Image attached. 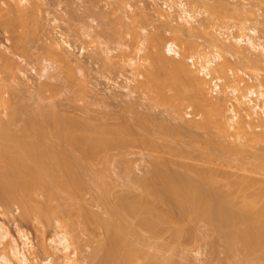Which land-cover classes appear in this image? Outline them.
<instances>
[{"label": "bare ground", "instance_id": "1", "mask_svg": "<svg viewBox=\"0 0 264 264\" xmlns=\"http://www.w3.org/2000/svg\"><path fill=\"white\" fill-rule=\"evenodd\" d=\"M0 1H1L0 2L1 5L3 3V5L0 6L2 7L0 8L1 9L0 25L2 22V25L6 24L9 27V25L13 23V22L11 23V21H15V20L17 21L20 19L17 22L21 21L20 25L21 23H23L22 26H19L22 29L21 31H19L22 32L21 36L23 37L26 34L24 36L26 37V39L28 37H32L29 36L30 33L29 34H27L28 32L26 33V30L23 28V25L25 26L26 24V26H28L27 25L28 22L31 23L29 21L30 18L32 19L31 21H33V24L34 21H36L34 19H36V12L39 8V5L37 4L38 2H36L38 0H0ZM255 1H256V6L258 7L264 5V0H255ZM184 6L185 5L182 3L178 4V7L181 9L180 14L182 15L180 17L179 14L178 19L185 21L187 24L189 23L191 24L190 21L193 20L194 16L191 14L190 11H187ZM217 8H219V6ZM220 10L217 11L216 9L215 11L211 12L209 9L206 10V12L209 11V16L211 17V19L223 20L226 18H230L229 15L227 16V14L226 15L221 14L222 11ZM14 16L17 17V19ZM13 17L15 18V20L13 19ZM16 21L15 23H17ZM2 25L0 27H2ZM7 26H5L4 29ZM23 29L25 30V32H23ZM174 29L175 31L172 33L173 34L172 37L176 40L181 39L182 41L184 35L190 34L191 36L193 34L192 32L191 34L187 30H184L186 28L184 27L183 29L182 24H179L178 27H175ZM243 29L244 30L246 29L247 31L253 34H255L257 31V29L254 27L242 28L241 30ZM10 31L11 34L13 31L12 30ZM23 33L25 34L23 35ZM155 33L156 35L153 34L152 36L151 34L150 35L151 37L148 34L149 39L148 41L146 40L147 42H149V46L148 44H146L148 46V48L146 46L148 50L145 49L147 52H145V54L141 56L144 59V64L139 63L137 61L134 64H132L133 60L132 61L129 60V63L133 65L132 68L133 67H135V69L140 67L143 68V71H141L140 68V71L144 72L141 73V75L144 76V79L141 78L140 79L141 81L139 82V88L141 89V92L142 91L145 92L147 96L151 98L150 100L154 101V103H157L162 107L164 106L167 109V111L169 110V112L172 115L171 118L174 117L173 119L178 118V120L181 119L180 121H183L182 112L185 110V108L193 109L194 112L198 111L199 116L201 115L200 116L201 118L200 117H199L200 119L198 118L199 120L197 119L190 120L188 124L185 125L184 123L183 126H180L181 128L179 127V129L188 131V133L193 129L196 130L197 128H199V130L204 129L205 131L211 130L213 131L212 133L215 136V137L213 136L214 137L213 138L211 137L213 135L212 133L210 134L209 131L205 133V131L202 130L206 134L207 138H209L207 135L209 133L210 138L207 139L205 136L204 139L206 138L207 140L204 141L201 138L199 142L196 141V139H193L192 136L190 137V134L189 136L187 135L189 137L188 139L192 138L191 139L192 142L196 141L199 142L200 144L201 142H205L203 143L204 145L203 144L198 145L199 143L193 144L190 140L188 141L186 136L187 143L190 142L193 144V145L186 144L187 146L191 148L194 147L193 148L194 150H200L201 147L203 146L202 149L204 150L201 153L203 154L202 155L203 159L202 161L201 159H198L199 164L198 163L179 164L178 159L188 158L191 160H195V158L193 157L189 158L190 152L186 153L185 150L180 151L179 149L182 148V145H180L181 148H177L178 146L177 147L175 146L174 149L171 147L172 146L171 144L170 147L168 145L162 144V147L163 148L165 147L164 148L165 152L168 151L166 154L171 153L172 155L171 158L173 157L175 158V156L177 157V160L174 162V164L183 167L182 169H184L183 170L184 173H180L179 176H178L179 174L178 172H177L178 174L176 175L175 173L176 171H174L173 173L170 172L169 174L168 172L169 168L168 170H166V166H165L166 163H170V162L172 163V161H174L176 158L175 159L173 158L174 160L172 159L170 161L167 160L168 162L167 161L164 162L161 153L158 152L164 150L163 148H160L161 150H159L161 144L157 142V140L163 139L164 141L168 138L170 140L171 139L180 140V139H176L179 137L180 130L177 129L178 127L174 128V125L172 126L174 129H171L172 127L170 128V126L168 127L167 125H164L166 127L163 128V124H162V130H160V132L156 129L157 132H159L157 134L155 133L156 131L155 129H154L155 131L152 130V128L154 127L149 126L151 128V131L149 130L150 128L146 124L147 118L145 119L143 118L144 116L142 117L141 115L136 116L137 118L139 117L138 120L135 117L137 121L135 120V118L133 119L137 123L139 121V124L141 125L140 126L135 122L137 124V125L135 124V126L136 127L139 126L138 130H140V127L145 128L140 130L141 132L138 131L136 132L137 130L136 127L134 125L132 126V122L131 124L128 122L130 125L126 123L127 119L125 120V118L124 119L122 118L123 120H125L124 123L121 122L122 125H118L117 123V126L115 125L114 127H112L111 124H108L106 122L104 124L103 123L93 124L91 123L92 122L91 120H89V122L87 119H85L84 121L83 120L79 121L76 119L73 120V118L70 119L62 118L58 115H57L58 116L57 119L52 120V117L53 119L54 116L56 118V115L55 114L53 115V111H50L52 113H49L48 115L49 111L47 110L48 111V112L46 111L47 113L42 112L44 115L41 113V116H39L40 113L38 112L42 111V110L40 111V109H38L37 111L33 110L32 113L31 109L30 108L28 109L27 105L25 104L24 105L26 107L24 106L20 108H19L20 105L14 104V106H12L13 103L11 104L9 102V98L7 99L3 98L2 96L3 91L0 87V108L4 105H6L5 106L6 108L8 105L9 108V110L8 108L6 109L7 114H5L6 115L4 117L5 120H2L0 118V204L1 206L2 207L5 206L7 209V207L8 208L10 207V204H12L13 206L16 204V206H18V208L21 211L20 216H22L25 220L28 219L36 220L37 222L40 223L39 227H43L44 225L49 226V224L52 223L53 220L56 221L57 219L58 221H60V219L63 217L62 214H63V209H65L64 207H66V210L64 211H68L70 210V208H72L69 206H73L74 204L80 203L79 201L81 200L80 197L83 190L86 189L88 190L90 187H94L99 192L97 199L98 202L103 206L104 213L107 216L104 219L101 216L94 214L91 211L89 212L84 208L83 210L81 209V211H83L81 217H80L81 212L79 210H78L79 213L76 212L77 213L76 216L78 217L76 218L78 220L81 219L78 222V224L83 226L85 230H88V226H92L93 229L100 228L103 229L105 232V240H104L105 243L102 242L103 244H101V246L92 249L90 255L88 256L87 263H85V260L83 258L79 257L77 249L75 248L72 249V245H71L72 243L70 242V240L72 241V239L68 237L65 231L66 229L64 230L61 229V231L54 234L53 238L49 240L51 244H54L53 252H51L50 255L48 254V257H46V260L42 264H172L170 260L146 250V248L150 247L151 245L149 244L146 236L144 235V233L146 232L149 233L151 237L156 238L159 237L160 234L164 232L167 227H170L172 228L173 237L175 240H179L184 235L186 236L189 235V237L194 236L195 235L194 228L191 229L177 228L176 221L174 220V217L171 214V208H175L178 211H180L182 216L187 218L190 222L193 223L198 221L207 222L211 227V229L220 236L225 246L226 257L228 260L233 262L235 260L234 257L237 254H241V256L243 257L242 260L239 261V263L238 261L236 263L235 260L234 261L235 264H250L251 261L254 260H257V262H259L260 264H264V180L261 179L258 180L250 175L245 174L244 176L242 175V177L241 175L239 177H235L237 180L229 181L231 174L228 173L229 175L228 176L226 175L227 174L226 172H224L223 174L219 170L222 167L221 163L223 162V160L226 161L224 162L226 164L230 163L229 161H231V159L229 160V158L230 155H232L233 153H235L234 155L237 156L239 154H240L239 156L244 154L243 153L244 151H242V149L240 152L239 149L236 147H234L235 151H233V149L231 148H233L234 145H232L230 150L229 149L226 150V147L228 145L225 147L224 143L226 142V138H227L226 136L230 135V132H228L229 128H231L230 130L233 129L232 131H234V133L232 134L235 135L233 136L236 139L239 138L238 140H241L243 138L242 139L243 141L245 138L244 141L245 142L249 141L250 143H253L252 146L254 145L255 147L261 145L264 146V134L262 133L260 134L259 132L260 130L257 131L256 128V126L264 127L262 126V124L264 123L262 124L260 123L264 121V119L259 120L260 116L256 117L257 115L254 114V111L257 109L259 105L258 103L256 105L255 104L252 105V102L254 100L251 99L253 97H255L254 99L256 100L264 99V90L255 91L254 88L250 89L249 92H247L248 94L244 95V97L241 98V100H243L244 103L240 100V97L238 99L235 95L233 96L234 99L236 100L238 99L239 103H236V105L238 104L236 106L238 108V111L239 108L241 107L243 111L247 110L245 114L246 113L248 114V115L247 114L243 115L242 116L243 118L240 119L241 121L237 120V125H234L236 123L234 122V124L232 125L235 128H233V126L230 124L231 122H229L232 121V119L229 120L228 116L230 114L227 111L228 109L227 110L225 109L227 106L225 107V103H223L226 101L224 100L222 101L221 96L220 97L218 96L220 99L219 98L216 99V97L214 98V96L212 97V95L210 96L209 93H207L208 91L207 90L208 88H206L207 82L205 83L204 82L205 80L201 78L199 74L198 77L197 74L193 71L194 69L191 70L192 67H190V65L187 64L188 62L185 61L184 59L185 55L183 56L182 54L181 55L182 58H181L177 50L178 48L177 45H175L172 42L167 44H164L165 42H163L165 46L162 47L163 44L161 43L162 42L161 41L162 39L160 38L161 35L159 36V33L157 31ZM32 35L34 36V34ZM14 36H12L11 38H13ZM22 37L21 39L20 38L17 39L16 36L14 37V39L18 41L24 39V37L23 38ZM243 37L245 38L243 39ZM245 40H246L245 43L247 49H250L251 51L253 50L252 52H258L259 56H261V54H264V44L260 42H254L252 38H250V36L241 35L240 37H238V39H235V42L239 44L240 42ZM12 42L15 43L13 39ZM29 42L30 41L28 40L27 44ZM20 43L19 45L21 46L22 44ZM216 43L217 44L214 43L215 45L214 44L213 45L218 49L224 50L227 53H231V56L236 55L240 57V60L242 57V59H245L248 62H250L251 58L249 57L248 59V57L245 56L246 51L240 49L236 45L235 47L234 43L224 44L223 42L221 44L220 41ZM192 44L193 43H191V45ZM71 48L72 46L68 43L67 40L63 38H59V40L53 42L51 41L50 44H48L47 46L45 45L43 48L44 49L43 52H45L46 57L48 56L50 61L56 63L57 67L73 70L74 66L73 68H71L72 67L71 65L77 63L78 61L77 59L72 57L70 53ZM140 48H138V50ZM241 50H243L244 52H242ZM109 52L110 51H105L104 53L107 54ZM165 52H167L168 54L172 53L173 55H176L178 59L175 60L173 58L174 59L173 60L171 59V57H167ZM249 53L247 52V54ZM220 57L221 56H219V53L218 54L216 53L214 56L215 60ZM258 61L259 60H257V62ZM109 63L110 65L112 64L111 62H108V64ZM250 63L254 64L255 62L254 60H251ZM14 64L15 63L13 62V59L9 55L8 56L7 54L5 55L4 52L0 53V66L3 69L7 70L5 72L8 73L10 77H11V71H13V68H15ZM211 64L212 61H207L202 65L199 64L200 67L201 66L202 67L200 68L198 66L200 70H198L197 72L199 71L207 72V69ZM224 64L223 67L225 66ZM261 64L264 63H262L261 61ZM217 69H219V67H217ZM43 71L45 70L43 69ZM69 74L71 77V74H73V72ZM223 76L224 74L221 77ZM254 76H256V78L259 79V73L254 74ZM6 78L2 77L0 81L2 82ZM5 81L7 80H4V82H2L4 83V86H6ZM233 81L236 80L232 79V82ZM259 84L257 85V87L259 86ZM41 85L43 89L44 88L47 89L48 85L51 86L50 84L47 85L44 82L42 84L40 83V86ZM236 86L237 85H235L234 89L230 91L232 93L235 92L237 95L240 94V92L239 93L236 92L235 89ZM215 87L217 86L215 85ZM237 88H241V86ZM48 90L49 89H47V91ZM52 90L53 88L51 87V91ZM238 90L240 91V89ZM220 94H223V91ZM227 94H230L228 93V90H227ZM17 96L18 95H16V97ZM16 99H19V97ZM16 101L15 103H18ZM241 105L244 106V108H242ZM231 109L232 108L230 107V110ZM45 110L46 109H44V111ZM35 111L37 115H34L36 114L34 113ZM250 111H253V114L256 115L253 117V119L255 118L256 122L259 124V125L255 124L256 125L255 127L253 125L255 121L252 123L253 119H249L251 120V122H249V120L245 122L246 119L244 118V116H246V118L247 116L248 118L250 116H253L252 112ZM1 112L2 111L0 109V113ZM22 114L26 115L27 118ZM21 115L24 116L25 119ZM236 115L237 114H235L231 118H234ZM59 117L60 120L58 119ZM141 117L142 119H140ZM43 118L44 119L47 118L48 120L51 118V120L49 121H53L51 122V124L53 123L52 126L55 127L53 128V130H55L56 132H53L52 138L49 136L46 130L49 121L46 120V122H48L46 124L45 120L43 122L42 120ZM127 118L128 120L131 119V118L129 119V117ZM65 119L66 121H64ZM143 119H145V122L142 121ZM18 121L21 122L20 125L21 128L18 129V131L13 130L12 127L14 126L15 128L16 124L19 123ZM144 124L146 125V127L144 126ZM180 124H182V122ZM131 126L135 127L136 130ZM130 129H132L134 133L136 132L135 135L133 132L131 133L132 130ZM144 130H145L144 132L145 136L144 133H142ZM137 133L139 137H137L138 136ZM146 133H148L149 135H146ZM152 134H156V136H154L155 140H153V138L151 139V137H153ZM146 136H149L150 139ZM237 136L239 137L237 138ZM179 138H181V136ZM52 139L55 140L52 141ZM136 139L139 142H142V144H144L149 150H151L152 152L154 151V153L156 152L155 150L157 149V155L158 153H160V156L158 157L159 158L161 157L162 163L160 162L161 160H159V158L157 159V156L155 155V161L153 160L155 164L152 165L154 166V169L151 168V170L153 169L152 170L153 174L150 172L151 174L150 176H148L150 178L148 177L146 178V176L145 177L134 176L135 178L130 177L127 172L128 168L125 169L126 166L123 167L124 169L122 170L123 172L121 171V175L125 174V176L124 175L122 176L128 183L127 186L132 188H137L140 191V193H142L143 195L139 198V196L128 192L125 194L121 193L119 196H113L111 193L112 187L110 182L108 181L109 170L106 166L108 162V158L106 156H108V154L113 150L124 149L129 144H132L133 140L134 142H136L137 141ZM213 139L215 140L213 141ZM249 142L248 145L250 144ZM167 143H169V141ZM158 144H160V146H158ZM184 144L183 146L185 148ZM245 144L247 145V143ZM214 146L217 147L218 149L214 148ZM262 146L260 148H262ZM224 147H225L224 151L228 154L229 158L227 157V155H224V153H222L224 151L221 152L220 150ZM217 150L220 151V154L222 156L218 153ZM182 151H184L185 154ZM165 152L163 153L165 154ZM101 154L104 156L100 157ZM246 155L247 154L245 153V155L241 156V158L243 157L242 159H246L247 157H244ZM224 156L225 159H223ZM252 157L255 158L257 162L259 161L257 166H255L257 168L253 169L254 172L264 171V152H261L259 154L255 153L253 154ZM102 158L104 161L103 167L101 169H94L95 161H99ZM156 159L157 162L159 161L158 163L156 162ZM215 161L216 162L220 161L219 163L218 162L217 163L220 164L221 167H219L220 165H218ZM239 168L241 169L243 168L242 169L243 171L245 170L244 167H239ZM218 170L222 173L221 175L223 176L219 175L220 173H218ZM253 170L251 172H253ZM247 171L249 170H245V172ZM128 176H129V180H128ZM217 176L219 178L221 177V179H219ZM155 201H158L161 204H165L168 207V209L166 210L159 209L157 204L153 203ZM70 212L72 213V210H70ZM67 213L69 214V211ZM62 227L66 228V226L61 223L60 228ZM40 231L41 230H39V232ZM17 233L19 234L21 244H17L16 240L7 241L6 239L9 233L8 231H6V228H4L3 225L0 223V241L2 242L7 241L4 244L6 247L3 246V249L0 248L1 249L0 264H30L29 263L30 259L26 256L27 253L26 251L29 249H27L26 251L24 250L25 247L31 248L29 247L30 242H28L27 236L24 233H22L21 231H18ZM39 235L40 236L37 242V247L43 252L47 253L45 236L42 231L40 232ZM164 248L165 247L163 245L156 246L157 250H162ZM51 256L54 258H52ZM53 259L54 260L56 259L58 262L54 263L52 261ZM32 262L33 264H40L37 263L36 258L32 259Z\"/></svg>", "mask_w": 264, "mask_h": 264}, {"label": "rangeland", "instance_id": "2", "mask_svg": "<svg viewBox=\"0 0 264 264\" xmlns=\"http://www.w3.org/2000/svg\"><path fill=\"white\" fill-rule=\"evenodd\" d=\"M36 2H38L37 4L39 5V8L36 12V19H34L36 21H34L33 24V21H31L32 19L30 18L29 21L31 23L27 21L28 26H26L25 24L26 28L23 25V28L26 30V33L27 32H28L27 34L30 33L29 36L32 37H28L26 39V37H24L26 34L23 33V35L25 34L23 36L25 40L22 39L17 41L16 39H14V37L16 36L17 39L19 38L21 39L22 32L19 31H21L22 29L19 26H22L23 24L21 23L20 25L21 21L17 22L20 19L16 21L15 18L17 19V17L15 16H14L15 18L13 17V19L17 23H15V21H11V23L13 22L12 23L13 25L10 24L12 26L9 25L8 27L6 24H3L4 25L3 26L1 22L3 28L0 27V53L4 52L5 55L6 54L7 56L9 55L13 59V62L15 63L14 64L15 68H13V71H11V77H10V75H8V73L5 72L7 70L3 69L0 66V70H2L0 71V79H2V77L6 78L8 76L6 79H4L7 80L5 81L6 86H4V83H2L4 82L3 80L2 82L0 81L1 82L0 84H3L0 85V87L3 91L2 94L3 98L5 99L9 98V102L11 104L13 103L12 106H14V104L20 105L19 106L20 108L27 105V108L28 109L30 108L32 113L33 110L37 111L38 109H40V111L41 110L42 111L38 112L40 113L39 116H41L42 112L44 113L47 110L49 111V112L47 111L48 115L49 113H52L50 111H53V115L55 114L56 118L54 116V119L52 117V120L57 119L58 116L66 119L73 118V120L76 119L79 121L82 120L84 121L85 119H87L88 122L89 120H91L92 122L91 121L90 122L93 124L94 123L104 124L106 122L108 124H111L112 127H114L115 125L117 126V123L118 125H122L121 122L124 123L126 119L128 120L127 117L131 119L128 121L126 120V123L129 122L131 124L132 122V126L133 125L135 126V124L137 123L136 121L139 119V117L137 118L136 116L141 115L142 117L144 116L143 118L145 119L147 118L146 124L148 125V127L149 126L154 127L152 128V130L157 129L159 132L160 130H162V124H163V128L166 127L164 125H167L168 127L170 126V128L174 125V128L178 127L177 129H179V127L183 126L184 123L185 125L188 124L190 120L193 119L199 120L201 118L200 117L201 115L199 116L198 111L194 112V110L190 108H185V110L182 112L183 115L182 117L184 122L180 121L181 119L178 120V118L177 119H173L174 117L171 118L172 115L169 112V110L167 111V109L164 106L162 107L161 105L154 103V101H151L150 100L151 98H149V96H147V94L143 91L142 94L141 89L139 88V82L141 81L140 79L141 78L144 79V76L141 75V73H144L141 72L143 71V68L140 67L141 71L140 68H136V69L135 67L132 68L133 65L129 63V60L131 61L133 60V63L131 62L132 64H134L136 61L144 64V59L141 56H143L145 52H147L146 50H148L147 49L149 46V42H147L149 39L148 34L152 32L151 33L152 36L153 34L156 35L155 33L156 31L159 33V36L161 35L160 38L162 40L161 39L160 40L162 42L161 41L160 42L162 44L163 42H165L164 44L172 42L175 45H177L178 47L177 50L180 56L182 54L183 56L185 55L184 56L185 58L184 57L183 58L185 59V61L188 62L186 63L190 65V67H192L191 70L194 69L193 71L197 74V76L199 74L200 77L203 78L205 81L203 79L202 80L205 83L207 82L206 88H208L207 90L209 91L208 92L206 90L207 93H209L210 96L212 95V97L214 96V98L216 97V99L221 96L222 101L223 100L226 101L223 103H225V107L227 106L225 109L226 110L228 109L227 111L230 114V115L228 114L229 120L232 119V121H229L231 122L230 123L231 125L234 124V122H236L234 125H237V120L241 121L240 119L243 118L242 116L247 114V113L245 114V112L247 111L245 110L246 107L244 109L245 111H243L241 107L239 108L238 111V108L236 107L238 105V104L236 105V103H239L238 102L239 97L241 100V98H243L244 95L248 94L247 92H249V90L253 88L255 91L264 90L262 89L264 88V64H261V61L262 63H264V54H261V56H259L258 52H252L253 50L251 51L250 49H247L245 43L246 40L240 42L239 44L235 42V39H238V37H240L241 35H247L250 36V38H252L254 42H260L264 44V5H261L260 7L256 6L255 0H38ZM179 3L184 4L186 10L190 11L191 14L194 16L193 20L190 21L191 24L190 23L187 24L185 21L178 19L179 14L181 13L180 11L181 9L178 7ZM2 5L0 4V6ZM218 6L219 8H217ZM209 9L211 12L215 11L216 9L217 11L221 9L220 10L222 11L221 14L223 15L227 14V16L229 15L230 18H226L223 20L211 19V17L209 16V11L206 12V10ZM181 16L182 15L180 14V17ZM179 24H182L183 29L184 27L186 28L184 30H187L189 33L191 32L193 33V34L191 33L192 34L191 36L190 34L184 35L183 37L186 38L185 39L182 38V41L181 39L176 40L172 37L173 36L172 33L175 31L174 28L178 27ZM5 26L7 27L4 29ZM250 27H254L257 29L255 34L250 33L246 29L241 30L242 28H250ZM8 29L12 30L13 32L10 34L11 31ZM24 29L23 32H25ZM31 33L34 34L35 37ZM151 34H149V36ZM11 35L12 36L15 35V36L11 38L12 37ZM59 38H63L67 40L68 43L72 46L70 53L72 57L77 59L78 61L77 63L71 65L72 66L71 68H73L74 66L73 68L74 71L66 68L57 67L56 63L50 61L48 56L46 57L45 52H43L44 50L43 48L45 45L47 46L48 44H50L51 41L53 42L59 40ZM244 38L245 37H243V39ZM12 39L13 41H15L16 44L17 43L18 44L16 45L15 43H13ZM28 40L30 42L27 44ZM214 40L216 42L220 41L221 44L223 42L224 44L225 43L233 44L235 42L234 46L236 45L240 49H243L244 51H246L245 52L246 54L247 52L248 53L250 52L251 54L254 53L252 55L250 53H249L250 55L245 54V56H247L248 59L250 57L251 58L250 62L251 60H254L256 64L250 63L247 60L242 59V57L240 60V57L236 55L231 56V53H227L224 50L218 49L217 47L214 46L215 44H217ZM22 41L24 44L22 43ZM19 43L22 45L20 46ZM191 43L193 44L191 45ZM146 44H148V46ZM164 44L162 45V47L165 46ZM138 48H140L141 51L140 49L138 50ZM104 50L110 51L109 53H107L108 56L107 54L104 53L105 52ZM243 50L241 51L244 52ZM165 53L167 57H171V59L173 58L175 60L178 59L177 56L173 55L172 53L171 54H168L167 52ZM216 53L217 54L219 53V56L221 57L215 60L214 56ZM206 60L212 61V64L209 65L206 72L210 76L209 79H206L203 75H201V71L197 72L202 67V66L200 67V65L207 62ZM257 60H259L260 62L259 61L257 62ZM245 61L247 62V64ZM108 62H111L113 66L112 64L110 65V63L108 64ZM223 64L225 65L224 67ZM217 67H219V69H217ZM43 69L45 71H43ZM72 72L73 74H71L70 77L69 73ZM222 72L224 74L223 77L225 81L223 80V77H221L223 75ZM256 73H259V79H257L256 76H254V74ZM253 76L256 78V80ZM212 79L217 80L218 82L217 87L219 89L216 87L213 88L211 82ZM232 79L236 81L232 82ZM43 82L46 83L47 85L48 84L51 85V86L48 85L47 87V89H49L48 91L46 88L43 89L42 85L40 86V83L42 84ZM258 84L259 86L257 87ZM235 85H237L235 88L236 92L237 93L240 92V94L236 95L235 92L234 93L231 92L234 89ZM239 86H241V88H237ZM51 87L53 88L52 91H51ZM225 88L228 90V93L230 94H227V90ZM238 89H240V91ZM222 91L223 94H220L222 93ZM15 94L18 96L16 97ZM234 95L238 98L237 100L234 99L233 97ZM18 97L19 99H16ZM254 98L255 97L251 98L252 100H254L253 102H255V103L252 102V105L253 104L256 105L257 103L259 105V106L257 105L258 107L254 111V114H256L257 116L253 114V111H250L252 112L253 116H250L252 118L250 117L248 118V116L246 118V116H244V118L246 119V121L244 119L245 122H247V120L249 119H253L254 116L256 117L260 116L259 120L264 119L262 118L264 117V107H262L264 106V99H258L260 100L258 101ZM15 101L18 103H15ZM241 101L243 102V100ZM5 106L6 105L0 108L2 111L0 113V118L2 120H5L4 117L6 116L5 114H7L6 109L8 108V105L7 108ZM230 107L232 108L231 110ZM242 108H244V106H242ZM44 109L46 110L44 111ZM36 111L34 113H36ZM235 114H237L236 115L237 117L235 116L236 118L235 117L231 118ZM34 115H37V113ZM24 116L26 117V115ZM60 117L58 118L59 120ZM135 117L137 118V120ZM142 117L140 119H142ZM122 118L123 119L125 118V120H123ZM134 118L136 121L133 120ZM66 119L64 121H66ZM145 119H143L142 121L145 122ZM42 120L43 122L44 120L46 122V120L49 121L51 120V118L49 120L47 118L45 119L43 118ZM254 121L256 122L255 118L252 120V123ZM51 122L53 121H49V123L46 122V124L48 123L46 130L49 136L52 138L53 132L56 131L53 130V128L55 127L52 126L53 123L51 124ZM181 122L182 124H180ZM249 122H251V120H249ZM255 122L253 124L254 127L256 125H259L257 122L256 123ZM260 123L262 124L264 123V121ZM137 124H139V121ZM20 125L21 122L17 123L15 128L14 126L12 127L13 130L18 131V129L21 128ZM144 126L146 127L145 124ZM262 126H264V124H262ZM135 127L132 128L135 129ZM138 127L139 126L136 127L137 130L135 129L136 132L137 131L141 132L140 130L145 129L140 127V130H138ZM174 128L172 127L171 129ZM233 128L235 127L233 126ZM256 128L257 131L260 130L259 131L260 134L261 133L264 134V127L256 126ZM197 129L196 130L193 129L189 133L188 131L179 129L180 130L179 137L181 136V138L179 137L178 138L175 137V138L180 140H173V139L170 140L169 138H168L169 140L166 139L164 141L163 139L157 140V142L161 144V146L160 144H158V146H160L159 150H161L160 148H163L162 144L168 145L169 147L171 144L172 148H174L175 146L176 147L178 146L177 148H181L180 145H182V148L179 150L180 151L185 150L186 153L190 152L189 158L193 157L195 158V160L182 158V159H178L179 162L178 161L177 162L179 164L180 163L199 164L198 159H201V161L203 159L202 157L203 154H201L202 151L204 150L202 149L203 146L201 147L200 150H194L193 149L194 147L191 148L187 145H190L192 143L198 144L201 138L204 141L209 139L210 138L209 133L207 134L209 138H207L205 133L209 131L211 134L213 131L211 130L205 131L204 129H202L205 131L204 133V131L199 130V128ZM230 129L231 128H229L228 131L230 132V135L226 136L227 137L226 142L224 143L225 147L228 145L226 147V150L227 149L230 150L232 145H234L233 148L231 149L235 151L234 147H236L239 149L240 152L242 149V151H244L243 152L244 154H242L241 156L245 155L246 153L247 155L244 157L247 158L242 159L243 157L241 158V156H239L240 154L237 156L234 155L235 153H233L232 155L229 154L230 155L229 158L228 154L224 151L225 150L224 147L220 150L221 152L224 151L222 153H224V155H227V157L229 158V160L231 159V161H229L230 162L229 164L224 163L226 162L225 160H223V162L221 161L222 167L220 164H218L220 161L219 162L217 161L218 163L215 161L218 165H220L219 167H221V169L219 170L223 174L224 172H226L227 173L226 175H228V173L232 175V176L230 175L229 181L237 180L235 177H239L240 175L242 177V175L244 176L245 174L250 175L258 180L259 179L264 180V171L254 172L253 169L257 168L255 166H257L259 161L257 162V160H255V158L252 157L253 154L255 153L259 154L261 152H264V150H261L264 149V146L261 145L262 148H260L261 146L255 147V145L252 146L253 143H250L248 141L250 143L249 146L248 142L244 141L245 138L243 140L244 142L242 141L243 138L241 140H238L239 136H237L238 139H236L234 137L235 135L232 134L234 133V131H232L233 129L232 130ZM149 130L151 131V128ZM157 130L155 131V133L158 134L159 132H157ZM132 132L133 130L131 131V133ZM144 132L145 130L142 133ZM189 134L190 137L192 136L193 139H196V141L199 142L196 141L192 142L191 140L192 138L188 139ZM146 135L149 134L146 133ZM152 136L153 137L150 136L151 139L153 138V140H155L154 136H156V134H152ZM186 136L188 141L190 140L192 143L190 142L187 143ZM205 136L207 139L206 138L204 139ZM213 136L214 134L211 137ZM137 137H139V135ZM146 137L149 138V136ZM54 140L52 139V141ZM134 140L132 141L133 143L131 142L132 144H129L124 149L113 150L108 154V156H106L108 158V162L106 166L109 170L108 181L111 184L112 187L111 193L113 196H119L121 193L125 194L128 192L139 196V198L143 195L142 193H140V191L137 188H132L127 186L128 183L122 176V175L125 176V174L121 175V171L124 169L123 167L126 166L125 169L128 168L127 172L130 177L135 178L138 176L139 177L146 176L147 178L148 176H150L151 173L153 174L152 170L154 169V166L152 165L155 164L154 163L155 155L157 156L158 159L159 158L158 156H160L161 153L164 162L167 160L170 161L174 158V157L171 158L172 157L171 153H169L170 155L166 154L168 151L165 152L164 149L165 147L163 148L164 151H158L160 153H158L157 155V149L155 150L156 152L154 153V151L152 152L151 150H149L144 144H142V142H139L137 139H136L137 141L134 142ZM214 140L215 139H213V141ZM166 141L167 142L169 141V143H167ZM203 143L205 142H201V144L199 143L198 145H202ZM245 143H247V145ZM183 144L185 145V148ZM214 148L218 149L215 146ZM163 152H165V154ZM182 152L184 153V151ZM218 153L220 154V151H218ZM102 156L104 155L101 154L100 157ZM175 158H174L175 160L173 159L174 161H172V163L171 162L166 163L165 166H166V170H168L169 168L168 170L169 174L170 172L173 173L174 171H176L175 172L176 175L179 173L178 174L179 176L180 173H184L183 172L184 169H182L183 167L174 164V162L177 160L176 156ZM223 159H225V156ZM159 160H161L160 162L162 163L161 157L159 158ZM103 164H104L103 158L99 161H95L94 169H101L103 167ZM239 167H244L245 170H249L250 172L249 171L245 172V170L244 171L242 170L243 168L241 169ZM151 168L153 169L151 170ZM219 170H218V173H220L219 175L223 176L221 175L222 173ZM252 170L253 172H251ZM129 176H128V180H129ZM219 179H221V177ZM98 195L99 192L94 187H90L88 190L87 189L83 190L80 197L81 200L79 201L80 203L74 204L73 206H69L72 207L70 208V210H72V213L70 212V210H68L69 211L68 214L67 213L68 211H64L66 210V207H64L65 209L62 208L63 217L61 215L62 218L60 219V221H58L57 219L56 221L53 220L52 223L49 224V226L44 225L43 227H39L40 223L34 219L25 220L22 216H20L21 211L18 208V206H16V204L14 206L10 204V207L9 208L7 207V209L5 206L4 208L0 204V223L3 225L4 228H6V231H8L9 233L6 240L7 241L16 240L17 244H21L19 234L17 233L18 231H21L27 236L28 242H30L29 247L31 248L25 247L24 249L25 251L27 249L30 250V251L29 250L26 251L27 252L26 256L30 259V262L29 261L28 262L30 264H33L32 259L36 258L37 263L42 264L46 260V257H48V254L50 255L51 252H53L54 244H51L49 240L53 238L54 234L61 231V229L62 230L66 229L65 231L68 237L72 239V241L70 240V242L72 243L71 244L72 249L74 248L77 249L79 257L83 258L85 260V263H87L88 256L90 255L92 249L101 246V244H103L102 242L105 243L104 241L105 232L103 229L100 228L93 229L92 226H88V230H85L83 226L78 224V222L81 220L80 217L83 212L81 211V209L83 210V208L88 210L89 212L91 211L92 213L101 216L104 219L107 217L106 214L104 213L103 206L98 202L97 199ZM153 203L157 204L158 208L161 210L168 209V207L165 204H161L158 201H155ZM78 210L81 212L79 217L80 220H78L77 219L78 217L76 216V214L79 213ZM171 214L174 217V220L176 221L177 228H183V229L194 228L195 235L192 237H189V235L187 236L184 235L179 240H175L173 237L172 228L170 227H167L166 230L162 232L159 237L156 238L151 237L149 233L145 232L144 235L146 236L147 241L151 245L150 247L146 248L147 251L158 254L159 256L170 260L172 264H235L234 263L235 260L236 263L237 261L239 263V261L242 260L243 257L241 256V254H237L234 257L235 260L233 262L227 259L225 246L220 236L211 229V227L207 222L204 221H198L194 223L190 222L187 218L182 216L180 211H178L175 208H171ZM61 223L64 224L66 228L65 227L60 228ZM39 230H41L45 236L47 253L43 252L37 247V242L40 236L39 234L41 232V231L39 232ZM7 241H3L4 243L0 241V244H2L0 245L1 249H3V246H5L4 244ZM157 245H163L165 248L162 250H157L156 249ZM52 261L54 263L58 262L56 259L55 260L53 259ZM250 264H260V263L257 262V260H254L251 261Z\"/></svg>", "mask_w": 264, "mask_h": 264}, {"label": "built area", "instance_id": "3", "mask_svg": "<svg viewBox=\"0 0 264 264\" xmlns=\"http://www.w3.org/2000/svg\"><path fill=\"white\" fill-rule=\"evenodd\" d=\"M201 75H203L206 79L210 78L209 74H207L206 72L201 71ZM211 82H212L213 88L215 87V85L218 86V82L216 79H212ZM216 88H218V87H216Z\"/></svg>", "mask_w": 264, "mask_h": 264}]
</instances>
